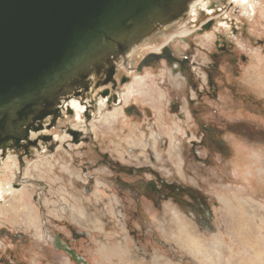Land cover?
<instances>
[{
	"label": "rangeland",
	"instance_id": "obj_1",
	"mask_svg": "<svg viewBox=\"0 0 264 264\" xmlns=\"http://www.w3.org/2000/svg\"><path fill=\"white\" fill-rule=\"evenodd\" d=\"M248 3L246 8L243 0L222 1L229 19L246 29L248 40L240 31L237 38L250 61L236 69L221 64L215 88L210 95L202 91L183 118L144 117L131 86L138 76L141 86L135 90L144 98L151 99L147 89L154 101L181 98L163 63L140 71L137 66L167 43L178 55L187 50L174 37L185 38L179 35L202 14H194L193 3L156 31L169 38L139 43L137 56L120 60L112 77L117 89L111 81L98 86L95 81L80 97H66L54 123L47 117L39 133L31 132L32 141L39 136L36 146L2 159L0 264H264V0ZM229 29L215 23L206 35L188 37L200 46L195 56L202 64L208 62L202 48L215 33L234 43ZM122 74L129 85L118 83ZM118 93L120 104L111 102ZM72 100L84 108L80 119ZM132 105L137 113L127 115ZM116 110L119 115L106 120ZM151 171L180 187V207L171 192L160 208L138 198L140 183L154 179ZM11 189L24 193L11 195ZM198 197L207 199L206 219L194 216L202 210L188 207ZM213 246L216 254L210 256Z\"/></svg>",
	"mask_w": 264,
	"mask_h": 264
},
{
	"label": "water",
	"instance_id": "obj_2",
	"mask_svg": "<svg viewBox=\"0 0 264 264\" xmlns=\"http://www.w3.org/2000/svg\"><path fill=\"white\" fill-rule=\"evenodd\" d=\"M193 1L0 0V152L36 146L31 132L54 123L63 99L110 78L114 62Z\"/></svg>",
	"mask_w": 264,
	"mask_h": 264
},
{
	"label": "flooded vegetation",
	"instance_id": "obj_3",
	"mask_svg": "<svg viewBox=\"0 0 264 264\" xmlns=\"http://www.w3.org/2000/svg\"><path fill=\"white\" fill-rule=\"evenodd\" d=\"M203 1L204 0H199L198 2L201 4H199V6H194V10L197 12V14L202 12V14L196 20V23L193 24V26L189 27L191 29L188 30L187 33L179 35L186 37L185 38L182 37L177 38V36L174 37L175 40L177 39L180 42H182L185 46H187V50H184L183 54L178 55L175 52H173V50L168 47L169 44L167 43L166 45H163L158 52H150L139 61V65L137 66V71H140L144 67L155 68L157 66H160L161 63L167 66L171 75L175 78V79L171 78L170 81H172L173 79L175 83L178 84L177 86L173 82V84H175L178 87V91L182 94L180 99L177 98L172 99L168 103L167 99L161 100L160 98H158L157 101H154L152 98L155 93L152 92H149L151 97L150 100L148 98H144L142 94L145 93L144 92L142 93V90L138 88L137 90H135L137 92V94L135 95L139 96V99L143 103L141 109L144 117L153 118L155 115L159 117H163V116L165 117L166 114L168 115L166 117H171V118L176 117L178 120L179 118H183L184 112L186 110L192 109L195 106L196 104L195 100L196 99L199 100L202 91H205L206 94L210 95V90L215 88L214 86H216V84L215 82H213V78L220 74L219 71L220 69H218V67H220L221 64L229 65L236 69V66H234L235 64L241 65V64H246L247 62L250 61V58L245 54V51H242V49L240 48L237 38L240 31L241 37L244 38L245 41H247L248 39H247L246 29H244L243 26L241 27L240 24H236L234 23L233 20L229 19V17L225 13V10L223 9L224 7V4H222L223 0H210L209 2H204V3ZM233 1L236 2V0ZM209 8L212 10H210ZM207 10L210 12H207ZM203 18L204 21L201 20ZM221 19H226V20L222 21ZM221 22H223L224 26L230 27L229 32L233 35L234 43L230 39H227L225 36L220 34L219 32L215 33L214 40L207 42V49L202 48L203 50H206L208 54L207 56L208 62L206 64H202L201 58H199L198 55L195 56V50L198 51L200 46L196 44L193 40L188 39V37H192L194 34H196L197 38H199L198 34L199 36L202 35L204 36L211 31L215 23H221ZM165 27L168 26L165 25L163 29ZM261 43L262 42L259 41L258 44L260 45ZM128 54L124 58H121L120 60L126 63ZM138 54H136V56ZM120 60L114 62L113 75L117 73L116 67L117 65H119ZM113 75L110 78H107L106 75H101L100 77L89 79L88 88L86 90L85 89L78 90L77 94H75L76 97H80V95L83 92L84 93L88 92L92 83L95 81H96L95 86H98L102 83H109L111 81L114 84V88L117 89L116 86L117 79L112 78ZM203 75L205 79H203ZM120 76L122 77L119 79L118 83L119 84L126 83L128 85L133 81V79L138 77V76H134L132 78V81L129 83L128 82L130 80L129 77H126L124 74ZM200 82H202L203 87H201ZM131 96H134V94H131ZM177 96L178 94L173 97H177ZM119 98L122 99L121 93L120 94L118 93L114 97L112 96L109 99L111 102H113L114 100L115 102L120 104ZM125 101L126 100H124V102ZM161 101H163V103ZM106 102L108 103V99H106ZM71 103H72V108H74L76 111H79L77 117L78 119H80V113L82 114L84 113L83 111L84 108L82 106H79L76 102L71 101ZM136 109L137 108L135 105L128 107L126 109L127 115H132V113L136 114L137 113ZM116 114H117V110H116ZM110 115L111 113H109V115L106 117V120H109V118L111 117ZM118 115L119 114H117V116ZM115 118L116 117H114V119ZM191 118L194 121L193 116H191ZM105 123H107V121H105ZM43 137L44 136L41 135L40 139H44ZM37 138H39V136ZM37 138H35V140ZM77 141H75V143ZM149 173L154 177V179L148 180L145 183H140L141 188L138 193V198L149 201L150 203H152V205L155 208H160L161 204L167 202L166 200L167 198L165 197L166 193L171 192L172 193L171 199L173 201H176V203L180 207L181 202H179L180 196L178 195L179 192L181 191L180 187H178L176 183L168 184V181L162 179V177L159 175L158 172L155 173L151 171ZM9 187L12 188L11 185ZM9 187L7 188V190L9 189ZM17 190H21V192L24 193L23 189H17ZM127 192H130L129 189H127ZM193 200H194V204L191 205L190 203L188 207L190 209L193 207L194 211L202 210V212H197L196 215L194 214L193 215L196 216L197 219H202V218L206 219V216L203 215L204 213L203 211L207 207V199L203 197H198ZM193 215H191L192 218L194 217Z\"/></svg>",
	"mask_w": 264,
	"mask_h": 264
},
{
	"label": "bare ground",
	"instance_id": "obj_4",
	"mask_svg": "<svg viewBox=\"0 0 264 264\" xmlns=\"http://www.w3.org/2000/svg\"><path fill=\"white\" fill-rule=\"evenodd\" d=\"M199 0H194L192 3H193V6H199V2H198ZM241 1L242 0H236V3H238V4H241ZM244 1V4H246V8H247V6H250L251 5V3H248V2H250V0H243ZM191 3V4H192ZM191 4H190V6H191ZM210 9V8H209ZM191 13V12H190ZM194 14H197V12H194ZM166 26H169V25H166ZM162 30H163V28H162ZM161 30V31H162ZM157 34H155L154 36H152V37H147V38H145V39H143L140 43L142 44V43H144V44H146L145 46H148V45H151V44H153V43H155V42H157V40H162V39H164V38H166V37H168L169 36V34L168 33H166V31L165 32H156ZM151 38H153V40L152 41H150V42H148ZM141 47V46H140ZM140 47H134V48H132L131 49V51L129 52V54H128V60H130V56H131V58L133 57V55L135 56L136 54H138L137 53V50L140 48ZM138 79H139V77H137V78H135L134 79V82L132 83V86H131V91L132 92H135V88L136 87H139V86H141V84L139 83V81H138ZM144 84V83H143ZM148 90V93H149V90L150 89H147ZM149 95V94H148ZM123 97H124V99L126 98L127 99V97H128V95L127 94H125V95H123ZM64 101V100H63ZM72 102H75V101H73L72 100ZM109 115V114H108ZM114 115H116V113L115 112H112L111 113V115L110 116H113L114 117ZM13 152H14V150L13 151H7V152H5V153H1L0 152V155H5V154H7L5 157H7V159H10V158H14L12 155H13ZM3 160L1 159L0 160V166H1V164L3 165ZM9 192H10V194L11 195H14V194H16V196H21V194H23V193H20V192H15L14 190L12 191V189L11 190H9ZM25 196V195H24ZM10 197V196H9ZM19 198V197H18ZM2 199V198H1ZM20 201V200H19ZM15 207V206H14ZM228 207V206H227ZM28 209V208H27ZM83 213V212H82ZM27 214V213H26ZM28 215V214H27ZM81 215V214H80ZM244 222V221H243ZM34 223V222H33ZM35 223H36V221H35ZM198 242V241H197ZM191 244V243H190ZM197 246V245H196ZM199 246V245H198ZM203 250H205L204 248H202ZM215 249V247L213 246V247H210V249H208V251H209V255L212 253V254H216V252H213V251H215L214 250ZM200 252H204V251H200ZM211 254V255H212ZM210 255V256H211ZM120 258H121V256H120ZM122 259V258H121ZM124 259V258H123ZM120 260V259H119ZM140 263L141 264H145V262L144 261H140ZM122 264H134V263H132V262H130L129 260H126L125 262L122 260Z\"/></svg>",
	"mask_w": 264,
	"mask_h": 264
},
{
	"label": "crops",
	"instance_id": "obj_5",
	"mask_svg": "<svg viewBox=\"0 0 264 264\" xmlns=\"http://www.w3.org/2000/svg\"><path fill=\"white\" fill-rule=\"evenodd\" d=\"M105 250V249H104ZM146 264V263H145Z\"/></svg>",
	"mask_w": 264,
	"mask_h": 264
}]
</instances>
